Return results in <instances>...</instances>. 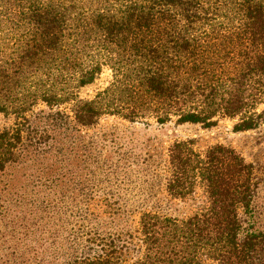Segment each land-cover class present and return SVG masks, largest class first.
<instances>
[{
  "label": "trees",
  "instance_id": "trees-1",
  "mask_svg": "<svg viewBox=\"0 0 264 264\" xmlns=\"http://www.w3.org/2000/svg\"><path fill=\"white\" fill-rule=\"evenodd\" d=\"M263 103L264 0H0V264H264L231 147L168 145L164 194L203 197L177 218L122 198L134 170L88 135L105 117L245 132Z\"/></svg>",
  "mask_w": 264,
  "mask_h": 264
},
{
  "label": "rangeland",
  "instance_id": "rangeland-1",
  "mask_svg": "<svg viewBox=\"0 0 264 264\" xmlns=\"http://www.w3.org/2000/svg\"><path fill=\"white\" fill-rule=\"evenodd\" d=\"M107 80L108 73L103 71L94 83L79 90V97H92L104 87ZM259 110H264V103ZM232 124V121L220 119L215 125L205 128L198 124H176L174 121L159 125L152 120L129 123L105 117L88 135L97 147L100 146L99 160L104 159V162L111 165L118 163L121 167L123 164L128 167V172L129 167L134 170L132 193L122 198H129V202L177 218L194 212L203 197L196 191L190 198L180 201L172 200L164 194L162 178L168 145L174 141L190 140L198 151L214 144L231 147L253 166L256 189L252 207L258 225L264 226V116L261 124L253 130L233 132ZM125 228L135 250L138 245L134 233L135 215L129 218Z\"/></svg>",
  "mask_w": 264,
  "mask_h": 264
}]
</instances>
